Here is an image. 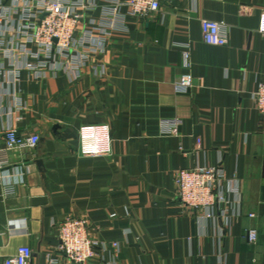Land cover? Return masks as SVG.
<instances>
[{
	"label": "crops",
	"instance_id": "crops-1",
	"mask_svg": "<svg viewBox=\"0 0 264 264\" xmlns=\"http://www.w3.org/2000/svg\"><path fill=\"white\" fill-rule=\"evenodd\" d=\"M263 12L264 0H162L114 30L80 79L24 72L19 109L12 89L0 91V127L40 136L35 148L8 151L0 170V264L24 245L31 264H69L58 251L69 216L86 217L90 237L106 245L90 264H264V117L252 99L264 79ZM202 19L223 23L229 43H205ZM181 44H190L192 87L179 84ZM166 121H178L176 132ZM89 124L110 126V156L81 154L79 129ZM219 164L242 193L241 215L220 233L222 221L200 219L174 182L178 169Z\"/></svg>",
	"mask_w": 264,
	"mask_h": 264
},
{
	"label": "built area",
	"instance_id": "built-area-1",
	"mask_svg": "<svg viewBox=\"0 0 264 264\" xmlns=\"http://www.w3.org/2000/svg\"><path fill=\"white\" fill-rule=\"evenodd\" d=\"M162 0H0V84L1 92L21 106L16 98V88L24 72L36 78L65 72L71 80L82 77L85 66L95 56L105 51L111 33L124 26L128 17L142 18L157 11ZM100 9L98 18L87 15ZM88 18V21L86 19ZM202 34L205 43L226 46L229 37L223 23L202 19ZM259 30L264 33V12ZM184 48L182 87H192L190 68V44ZM95 73L105 75V65L93 63ZM256 109L264 117V79L259 81L252 94ZM178 121L164 123L176 132ZM6 138V147L0 151V170L11 165L8 151L15 148H35L39 135L22 137L13 123L0 127ZM80 152L85 156H110L112 154L111 130L108 124L83 125L79 129ZM200 143V142H199ZM174 182L177 198L191 211H199L204 222L220 219L224 232L232 221L241 215L242 193L239 180L227 175L222 164L216 166L197 165L175 171ZM6 197L13 194V184L6 183ZM250 214V217H254ZM249 240H258V231H248ZM58 251L69 264H90L106 248L104 243L94 240L89 234L86 217L69 216L59 224ZM113 247H119L113 242ZM33 249L24 245L4 264H31ZM55 264L57 262L55 261Z\"/></svg>",
	"mask_w": 264,
	"mask_h": 264
},
{
	"label": "water",
	"instance_id": "water-1",
	"mask_svg": "<svg viewBox=\"0 0 264 264\" xmlns=\"http://www.w3.org/2000/svg\"><path fill=\"white\" fill-rule=\"evenodd\" d=\"M37 164L39 165L41 171H43V165H44L43 160H38V161H37Z\"/></svg>",
	"mask_w": 264,
	"mask_h": 264
}]
</instances>
